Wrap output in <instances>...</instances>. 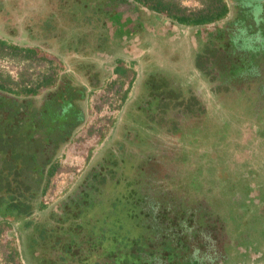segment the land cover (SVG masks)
<instances>
[{
	"label": "rangeland",
	"instance_id": "374dc122",
	"mask_svg": "<svg viewBox=\"0 0 264 264\" xmlns=\"http://www.w3.org/2000/svg\"><path fill=\"white\" fill-rule=\"evenodd\" d=\"M164 1L198 12L211 0ZM225 1L230 7L225 18L189 26L136 0H0V83L6 86L0 93H26V87L51 74L54 85L40 86L34 96L39 105L80 62L90 69L73 72L76 81H86V71L103 70L100 87L84 101L85 122L54 159L58 169L35 209L39 222L52 220L62 202H81L80 191L98 201L101 215L125 210L127 221L134 218V237H149L159 230L141 220L136 190L143 181L141 161L155 160L148 166L159 187L186 192L201 211L195 217L201 219L197 238L208 256L200 263L264 264V56L258 62L262 68L250 70L255 73L250 76L245 58L237 65L229 50L215 53L225 42L217 29L237 28L242 10L251 3L264 6V0ZM212 31L217 32L211 36ZM30 47H38L39 53H29ZM121 61L127 68L123 75L115 72ZM162 82L184 89L195 110L185 117V108L177 105L153 114L150 106L159 105L154 88ZM32 107L29 102L21 106L27 111ZM107 217L97 218L90 228L104 227ZM23 226V221L1 217L0 264L44 263V242L32 244L35 229ZM78 230L81 238L89 237V227L79 225ZM137 257L128 255L129 263Z\"/></svg>",
	"mask_w": 264,
	"mask_h": 264
},
{
	"label": "trees",
	"instance_id": "16d2710c",
	"mask_svg": "<svg viewBox=\"0 0 264 264\" xmlns=\"http://www.w3.org/2000/svg\"><path fill=\"white\" fill-rule=\"evenodd\" d=\"M136 1L146 3L158 12H166L168 16L183 24H209L224 18L230 11L225 0H211L206 9L198 12L190 10L188 12L187 8H181L173 2L164 0ZM48 24L50 27L54 26L51 20L48 21ZM1 44L7 45L3 42ZM26 50L35 54L39 53L40 49L30 47ZM126 70L127 68L123 64H119L115 68L116 73L120 75L126 73ZM65 75L66 79H61L53 90L46 93L44 101L40 107H37L35 113L30 110L28 112L31 113L25 114L24 117L27 119L23 124L19 121L15 123V113L17 105L25 103L26 100L20 102V99L12 95L0 93V219L1 217H13L15 220L17 218L19 220L24 219L22 229H35V235H32L30 239L32 244H37L39 240L44 242L42 247L44 249L40 255L41 260L45 255L46 258L42 260L44 262L42 264H130L128 255L138 256L133 262L131 261V264H142L139 254L151 247L150 240L148 241V237L143 239L134 237L135 232L132 224L134 218L127 221L128 218L124 215L125 210L123 209L119 210L118 213L113 211L111 214L109 213L110 215L107 212L101 215L95 200L84 195L85 192H78L81 202L70 203L66 201L64 204H62L63 202L60 203L59 207L56 206L52 212V220L45 224L39 222L41 218L32 216L33 205L42 194L46 193L50 179L58 168V161H54L52 158L54 155L47 154L48 149L45 148V144H50L52 135L55 137L58 135L64 143L70 138L72 131L77 127L83 115V110L77 103L78 99L82 97L79 90L83 86L74 84L75 79L72 72H67ZM55 82L53 75H46L38 85L26 87L25 94H37L40 86L51 87ZM132 82L133 79L122 97L123 100H126ZM5 87V84L0 83V90L5 91ZM154 90L158 92L156 100H158L159 105L156 108L150 106L151 112L156 110L153 114H163L164 111L173 106L176 108L177 105L180 108H185V112H182L185 117L189 115L188 112L191 113L195 110L194 99L187 96L186 91L180 87H170L168 82L166 84L162 82ZM31 102L33 101L30 100L29 103ZM45 130L50 134H47L48 137L46 136L41 141V136H35L34 133L37 131L44 134ZM60 131H65V133ZM45 154L46 156H44ZM46 167L49 168L47 173L45 172ZM157 178L152 177L154 182L159 185ZM151 190L153 192L148 190L146 193L150 196L151 203L155 205L158 218H156L154 226L159 231L156 233L151 231L149 234L158 235L161 240L164 239L163 235L171 234L183 247L186 240L182 238L180 229L185 230L181 228V225L192 228L194 233H198L201 219L196 220L195 217L201 212L199 210L201 207L197 213L196 206L192 205L193 203L190 202V197L186 192L180 195L177 193V189H171L167 186L161 188L160 191L158 190L159 192ZM131 192L133 190L130 189L129 194ZM154 194L156 197L153 196ZM168 199L171 201L170 205L164 201ZM106 202L107 200H104L100 206L104 207ZM118 205L117 202L113 208H117ZM106 216L108 217L105 219L104 227L100 229L93 227V230L90 228L97 218L103 219ZM199 218L201 217L199 216L197 219ZM79 225L89 227V237L87 235L80 237ZM54 231L55 233H53ZM143 232L142 227L139 233L142 234ZM37 233L41 239L36 237ZM173 237L170 236L169 238ZM119 243H121L120 249H118ZM123 247L124 250H122ZM165 249L170 251V247L162 250ZM122 255H126L125 258L127 259L123 260ZM145 255L150 258L147 254ZM173 255V259L170 257L172 261L177 258L175 254ZM162 258H164V262H168L166 259L168 256Z\"/></svg>",
	"mask_w": 264,
	"mask_h": 264
},
{
	"label": "flooded vegetation",
	"instance_id": "af4514ba",
	"mask_svg": "<svg viewBox=\"0 0 264 264\" xmlns=\"http://www.w3.org/2000/svg\"><path fill=\"white\" fill-rule=\"evenodd\" d=\"M242 4H244V3H242ZM242 4H239V6H248L246 4H244V5H242ZM251 5L252 6L249 5V10H242V13L239 14L241 19L238 18V24L239 25L237 28L230 30L228 32H226L227 30H225L223 27H222L223 29H220V28L217 29V31L224 34L225 42H224V46L221 48L222 50H215L216 54L219 51L228 52L227 50H229L228 56L234 55L233 58L235 59V61L238 59L236 61L237 65H239V62L244 61V58H245V63H244V68L246 69L245 73H248L250 76L257 73L256 71L258 69L262 68V66H259L260 64H258V62L260 61L261 57L264 56V41H263L264 40V27H263V25H264V6H262L263 4L261 5V4H255V3H253V4L251 3ZM262 8H263V14H262L263 16H259L257 14V9L258 10L260 9L262 11ZM261 11H260V13H261ZM157 13L162 14V12H158V11H157ZM168 17L171 18L170 16H168ZM251 17H252V19H251ZM171 19H173V18H171ZM175 21L178 22L177 20H175ZM178 23L183 24L180 22H178ZM183 25L192 26L191 24H183ZM217 31H212L210 33V35L211 36L215 35ZM259 35H260V38H259ZM209 42H210V38H209ZM205 49L207 52L208 51L210 52L209 48L208 49L205 48ZM200 54L203 56L205 53L201 52ZM246 62L248 64H246ZM80 64H81L80 67L82 68L81 70L90 69L89 67H85V65H86L85 63L80 62ZM119 64H123V61L117 62L116 66ZM247 65H250V68H246V67H248ZM116 66H115V68H116ZM80 67L73 66L72 67L73 72H77V69H79ZM244 68L240 67V71ZM250 70L255 72V73H252V75H251ZM69 72L70 73L72 72L71 69ZM102 72H103V70L97 67V69H94V70L92 69V70L86 71L84 73L87 75V76H85L87 79L86 81L74 80V84H78V85L83 86V88L81 90H79V93L82 97L79 98L77 101V103H79L80 107L83 110L82 119H81V121H79V124L77 125V127L75 126L76 128L75 127H74L75 129L73 128L74 130L72 131L70 138H68L64 143H62L63 139L59 138L58 135H56V137H55V135H52L53 138L51 139L50 144H45V148L48 149L47 154L50 156L54 155L52 158H54V159H55V157L57 158V155L59 154L60 149L63 147V145H65L67 142H69L72 139L73 134L77 130V128L80 127L85 122L86 114L84 111L85 110L84 101L90 96V94L93 91H95V89L100 87V82L103 79ZM158 85H159V83H157V86ZM10 93H12V92H10ZM13 95H15L17 98V97H21V95H26V94L25 93H21V94L20 93H13ZM30 95H33V96L30 98H27V97H29V95H26L23 97L22 100H26V102H29L30 100L33 101L34 103L31 102L33 105L31 110H33V111H31V112L35 113V111L37 110V107L41 106V103L44 101L45 97H43V101L41 103H39V105H38V104H36V102H38L40 100L34 98V96L36 94H30ZM22 100H20V102ZM23 104L24 103H20L17 105V111L15 113V119H16L15 123H18V121H19L21 124H23L24 122H26L25 119H27L24 117L25 114L31 113V112H28L29 110L27 111V110H23L21 108V106ZM25 111H27V112H25ZM45 132L43 134V133L35 131L34 134H35V136H41L40 138L42 141L43 138H45L46 136L48 137L47 134H50L46 130H45ZM60 132L65 133V131H60ZM44 141H45V139H44ZM46 145H47V147H46ZM44 156H46V154ZM138 159L141 160L140 157H138ZM141 163H143V166L141 167L142 170L140 169L139 174L141 173V175L143 176V181H142V186L136 190V192L138 194V198H140V200L138 201V205H139V209H140L139 210L140 217H141V220L145 219L144 220L145 223L155 225L156 224V218H158V214L155 212L156 211V209L154 208L155 205H153V203H151V201H150V196L146 193V191H148V190L152 191L151 189L156 190V191H158V190L160 191V189H161L159 187V185L156 184L154 182V180L152 179V176L150 174L151 170H149L150 167L148 166V165L152 166L155 163V160L153 162L152 160L146 161V159H145L144 161H141ZM48 169L49 168L46 167V170H45L46 173H47ZM97 176H98V174H97ZM145 180L147 181V185H150V186L153 185V186L150 188L147 185L145 186V182H144ZM117 181H119V180H117ZM117 187L120 188V185H118ZM88 190L89 189H87V191ZM119 190L125 191V189L123 187H121ZM44 194H42V195H44ZM156 194H154L153 196L156 197ZM126 195H127L126 192H124L123 196L125 197ZM41 196L39 197L38 201L33 205V210L31 212H32V216H34V217H36L35 209L37 208V205L41 200ZM105 196L110 198L109 195H105ZM119 196H121V195L119 194ZM141 197H142V199H141ZM120 198L121 197L118 198V196H117V199H115L116 203L119 202ZM104 200H107V199H105L103 197V201ZM95 202H98V201H95ZM42 207H44V205ZM13 219H15V218H13ZM16 221H23L24 222L25 220L24 219L19 220L17 218ZM181 228L186 230V231H182L180 229V232L182 233V238H185L184 240H186V243L183 247H181V245L178 244L175 237H173L171 234H166L167 236L162 234L163 238H164L162 240H161V238L158 237V235L157 236L149 235L148 241L151 240L149 242L151 247H148V250L143 251V252H141V254H139V255L143 256V258L140 257L142 264H205V262L200 263V260H204L203 257H205L206 255L208 256V254L206 252H203V249L201 248L202 242L198 241L197 233H194V229L186 228L184 225H181ZM169 235L173 238H169L170 237ZM190 235H194V237L196 236V238L188 237ZM190 246H192V248L193 247L197 248L198 252H193V249ZM161 247H163V248L170 247V251H169V249L168 250L165 249L163 251L162 250L163 248H161ZM183 250H184V252H186V254L180 253V252H183ZM214 252H217L216 255L218 254V251H214ZM145 254H147L150 258L146 257ZM173 254H175V256L177 257L174 261L170 260V257L172 258L174 256ZM180 254H182V255H180ZM165 255L168 256V258H166ZM220 255H221V253H220ZM162 257H165L166 259H168L169 263L167 261L164 262V258H162Z\"/></svg>",
	"mask_w": 264,
	"mask_h": 264
}]
</instances>
